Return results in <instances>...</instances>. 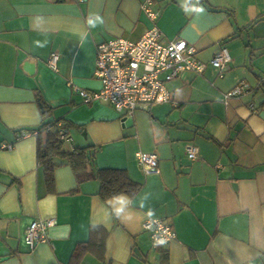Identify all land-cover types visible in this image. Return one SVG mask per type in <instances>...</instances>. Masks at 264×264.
I'll return each mask as SVG.
<instances>
[{"label":"crops","instance_id":"crops-1","mask_svg":"<svg viewBox=\"0 0 264 264\" xmlns=\"http://www.w3.org/2000/svg\"><path fill=\"white\" fill-rule=\"evenodd\" d=\"M144 1L0 0V264H264V0H155L162 42L183 39L205 63L226 48L223 77L210 65L183 73L166 83L168 102L131 116L84 102L76 90L101 89L97 44L137 41L153 25ZM45 122H60L64 152L93 155L86 173L123 170L139 190L103 199L99 180H78L63 159L49 187L37 160L47 132L18 138ZM137 152L155 153L158 172L145 174ZM47 218V242L30 250L27 227ZM147 218L174 238L154 246Z\"/></svg>","mask_w":264,"mask_h":264},{"label":"built area","instance_id":"built-area-1","mask_svg":"<svg viewBox=\"0 0 264 264\" xmlns=\"http://www.w3.org/2000/svg\"><path fill=\"white\" fill-rule=\"evenodd\" d=\"M154 2L145 0L140 6L153 25L137 41L116 37L97 44L94 76L100 80L101 89L96 92L76 90L84 102L102 100L117 112L131 116L144 106L168 102L171 95L166 83L183 73L202 74L210 65L217 69L220 78L223 77L230 62L228 50L222 47L205 63L197 58L196 47L183 39L162 42V33L155 24L159 14L154 9ZM58 58L57 53H51L48 65L55 69ZM248 89V84L242 82L229 91L227 97L242 95ZM30 135L37 136V132L22 131L18 138ZM60 138L63 139V132H60ZM11 147L5 145L7 149ZM186 153L190 160L198 157V150L193 145L186 146ZM135 159L145 174L158 172L159 160L155 153L137 152ZM55 223L53 218L33 220L24 236L28 248L33 250L39 243L47 242V231ZM142 228L150 233L154 246L158 241L166 243L174 238L171 224L163 219L147 218Z\"/></svg>","mask_w":264,"mask_h":264},{"label":"trees","instance_id":"trees-1","mask_svg":"<svg viewBox=\"0 0 264 264\" xmlns=\"http://www.w3.org/2000/svg\"><path fill=\"white\" fill-rule=\"evenodd\" d=\"M45 114L50 110L43 107ZM60 122H45L39 130H36L37 136L40 131L45 130L47 137L44 143L39 142L37 148V160L43 166L46 183L49 187L53 184V170L58 165L57 159H63L71 166L78 180L87 177H96L100 182V196L103 199L114 196L119 193H136L140 185L131 181L123 170L100 169L94 173H86L87 165L91 157L86 149H74L69 153L62 150L63 139L60 138V128L56 129ZM62 129H67V124L63 123ZM90 243L78 244L72 254V261L77 263L80 256L90 248Z\"/></svg>","mask_w":264,"mask_h":264},{"label":"clouds","instance_id":"clouds-1","mask_svg":"<svg viewBox=\"0 0 264 264\" xmlns=\"http://www.w3.org/2000/svg\"><path fill=\"white\" fill-rule=\"evenodd\" d=\"M158 243H163V241H158Z\"/></svg>","mask_w":264,"mask_h":264}]
</instances>
